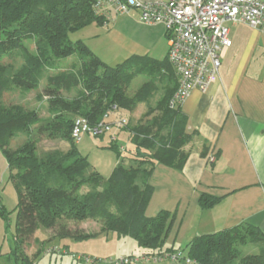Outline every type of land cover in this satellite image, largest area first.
Returning a JSON list of instances; mask_svg holds the SVG:
<instances>
[{
  "label": "trees",
  "instance_id": "1",
  "mask_svg": "<svg viewBox=\"0 0 264 264\" xmlns=\"http://www.w3.org/2000/svg\"><path fill=\"white\" fill-rule=\"evenodd\" d=\"M97 1L0 0V148L18 196L12 251L15 264H34L25 254L28 240L40 227L50 229L62 221H101L105 232L129 237L140 248L159 252L167 260L172 251H181L164 249L173 219L166 212L147 217L154 187L136 183L143 170L150 175L156 165H164L181 171L188 158L184 148L192 135L187 118L180 108L173 109L170 105L178 85L175 71L168 57L152 59L141 67L108 66L84 42L73 41L71 34L92 24L105 25V18L93 9ZM28 41L35 43L33 53L25 45ZM15 53L21 54L23 60L18 69L5 62ZM76 54L80 55L79 69H62L47 78L43 94L55 110L51 118L44 120L35 110L3 103L4 94L13 87L25 91L35 89L42 81L44 69H55L57 61ZM156 72L160 77H168L173 88H167L156 107L150 108L146 122L143 120L134 128L126 125L133 165L119 163L106 186L99 190L103 177L95 170L87 173L88 158L81 155L72 138L74 121L86 118L91 124H98L104 121L105 115L110 116V121L120 120L115 117L116 111H133L155 91V80H151L130 96L128 90L134 79L147 73L153 76ZM76 88L79 89L74 98L60 95L62 90L71 92ZM166 130L169 133L164 137L162 133ZM20 133H25L27 140L14 150L11 143ZM33 134L63 137L71 141V148L41 158L37 154L40 140ZM85 185L93 189L81 194ZM218 201L202 195L199 204L208 209ZM251 243L258 246L257 251L241 258L242 248ZM187 250L183 256L196 264H264V234L253 226H238L195 237ZM163 252L168 253L163 255Z\"/></svg>",
  "mask_w": 264,
  "mask_h": 264
},
{
  "label": "crops",
  "instance_id": "2",
  "mask_svg": "<svg viewBox=\"0 0 264 264\" xmlns=\"http://www.w3.org/2000/svg\"><path fill=\"white\" fill-rule=\"evenodd\" d=\"M118 16L116 25L139 24L138 10ZM150 28L165 37L167 53L155 58L164 60L165 27ZM229 29L232 47L221 53L219 79L205 93L191 92L180 108L192 135L183 169L156 165L136 179L139 186L154 187L147 217L166 212L173 219L165 250H181L195 237L238 226L264 234V34L243 24ZM202 195L219 201L203 209Z\"/></svg>",
  "mask_w": 264,
  "mask_h": 264
},
{
  "label": "rangeland",
  "instance_id": "3",
  "mask_svg": "<svg viewBox=\"0 0 264 264\" xmlns=\"http://www.w3.org/2000/svg\"><path fill=\"white\" fill-rule=\"evenodd\" d=\"M120 18L114 14L108 25L92 24L82 31L71 34L70 38L75 42H84L101 61L112 67L121 64H127V67H141L153 58L163 59L165 57L167 43L165 37L160 36L154 30L156 28L143 25L140 21V25L131 24L128 27H124L123 24L116 25ZM25 45L32 53L35 51L34 41H28ZM5 62L12 65L14 69H18L23 64L19 53L5 59ZM80 66L79 54L66 60H59L55 63V69H44L42 81L35 89L25 91L13 87L4 94L3 103L9 106L19 105L28 111L35 110L44 120L51 118L55 110L50 108L49 98L43 94L48 76L58 73L62 69H79ZM158 74L159 72H156L152 76L147 73L138 76L132 82L128 90L130 96L135 95L151 80H155V91L153 94H148L144 102L138 103L133 111L119 110L115 112L117 119L127 120V128H134L143 120L146 122L149 119H146V114L150 108H155L166 89L169 87L171 89L173 86L168 77H160ZM79 88L73 89L71 92L62 90L60 95L68 99L74 98ZM168 133L166 130L162 136L167 137ZM33 137L40 140L37 154L41 158L55 152H67L71 148V141L60 136L51 138L48 134H33ZM26 140L27 135L25 133L18 134L17 138L12 141L11 148L14 150L19 148ZM75 143L81 155L88 158L90 167L87 173L95 170L103 177L98 187L99 190L106 186L108 179L119 163L127 165L132 161L130 153L132 143L130 132L126 126L114 129L111 133L103 136L84 135L79 142ZM111 145H115L120 152V157H118L115 147L111 148ZM92 189L93 186L85 185L80 193L83 194ZM17 205V192L10 179L7 159L0 148V264H15L12 251L15 248ZM257 249L256 244L247 245L241 250V258L255 253ZM25 250V254L30 257L34 264H112L111 261L122 257L159 256L157 254L159 252L140 248L129 237L120 236L114 232H105L103 223L94 220L62 221L50 229L40 227L28 240ZM181 251L187 255L186 246H183ZM166 253L168 252L162 254L165 255ZM151 264H172V262L162 258L157 263Z\"/></svg>",
  "mask_w": 264,
  "mask_h": 264
},
{
  "label": "built area",
  "instance_id": "4",
  "mask_svg": "<svg viewBox=\"0 0 264 264\" xmlns=\"http://www.w3.org/2000/svg\"><path fill=\"white\" fill-rule=\"evenodd\" d=\"M95 13L105 18V25L115 15L139 11L140 23L147 26L163 25L168 42V61L177 77V90L171 108H181L191 92H207L219 79L221 53L232 47L230 25H247L264 34V0H98ZM116 109V108H114ZM127 125L126 119L91 124L86 118H77L72 138L79 142L84 135L93 137L111 133ZM161 256L122 257L112 264L157 263ZM173 264H196L185 258L182 251L167 255ZM165 259V258H164Z\"/></svg>",
  "mask_w": 264,
  "mask_h": 264
}]
</instances>
